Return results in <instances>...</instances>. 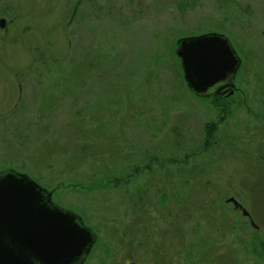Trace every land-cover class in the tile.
<instances>
[{
  "label": "rangeland",
  "instance_id": "rangeland-1",
  "mask_svg": "<svg viewBox=\"0 0 264 264\" xmlns=\"http://www.w3.org/2000/svg\"><path fill=\"white\" fill-rule=\"evenodd\" d=\"M0 18V170L92 229L83 264H264V0H0ZM209 31L241 61L218 102L174 53Z\"/></svg>",
  "mask_w": 264,
  "mask_h": 264
},
{
  "label": "water",
  "instance_id": "water-1",
  "mask_svg": "<svg viewBox=\"0 0 264 264\" xmlns=\"http://www.w3.org/2000/svg\"><path fill=\"white\" fill-rule=\"evenodd\" d=\"M5 24L0 18V27ZM174 53L195 95H232L241 61L226 35L209 31L177 38ZM52 193L23 172L0 170V264L84 263L97 236L77 213L53 202ZM227 200L250 217L234 197Z\"/></svg>",
  "mask_w": 264,
  "mask_h": 264
},
{
  "label": "trees",
  "instance_id": "trees-1",
  "mask_svg": "<svg viewBox=\"0 0 264 264\" xmlns=\"http://www.w3.org/2000/svg\"><path fill=\"white\" fill-rule=\"evenodd\" d=\"M179 60V59H178ZM226 113V109H223L221 110V115H219V119H218V122H208L205 124V136H204V147L207 148V146L210 145V141L212 140L213 138V135L216 131V128H217V124L224 121L225 119V116L224 114ZM251 243L253 244L252 245V252H257V250L255 249V245L256 243L260 244L263 248H264V241H262V239L259 237V236H255L252 240H251ZM261 254V253H259Z\"/></svg>",
  "mask_w": 264,
  "mask_h": 264
},
{
  "label": "flooded vegetation",
  "instance_id": "flooded-vegetation-1",
  "mask_svg": "<svg viewBox=\"0 0 264 264\" xmlns=\"http://www.w3.org/2000/svg\"><path fill=\"white\" fill-rule=\"evenodd\" d=\"M236 89H237V88H235L234 92L236 91ZM234 92H233V93H234ZM227 93H228V92H226V93H222V94H212V95L210 96L209 99L212 100V101L218 102L219 100L222 101V99H226V98H228V97H230V96H233V95H231V94L228 95ZM233 93H232V94H233ZM229 198H230V197H229ZM229 198H228V199H229ZM226 201H227V202H231V203L233 204V207H234V208H238L239 210L241 209L239 206L234 205V203H233L232 201H228L227 199H226ZM241 212H242V211H241ZM246 217H247V216H246ZM251 224H252V223H251Z\"/></svg>",
  "mask_w": 264,
  "mask_h": 264
}]
</instances>
